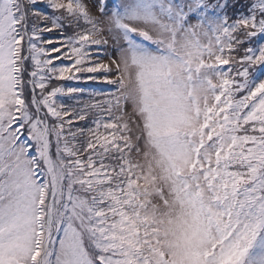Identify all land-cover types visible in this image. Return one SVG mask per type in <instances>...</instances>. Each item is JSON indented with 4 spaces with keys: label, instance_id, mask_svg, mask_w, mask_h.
Returning <instances> with one entry per match:
<instances>
[{
    "label": "snow or ice",
    "instance_id": "1",
    "mask_svg": "<svg viewBox=\"0 0 264 264\" xmlns=\"http://www.w3.org/2000/svg\"><path fill=\"white\" fill-rule=\"evenodd\" d=\"M0 264H264V0H0Z\"/></svg>",
    "mask_w": 264,
    "mask_h": 264
}]
</instances>
